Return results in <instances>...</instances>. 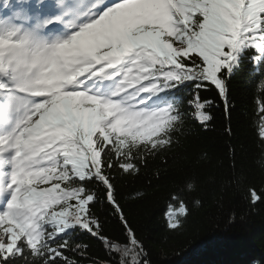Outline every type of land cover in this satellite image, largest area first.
I'll use <instances>...</instances> for the list:
<instances>
[{
	"label": "snow or ice",
	"instance_id": "snow-or-ice-1",
	"mask_svg": "<svg viewBox=\"0 0 264 264\" xmlns=\"http://www.w3.org/2000/svg\"><path fill=\"white\" fill-rule=\"evenodd\" d=\"M245 61L262 77L264 144V0H0V264H81L89 246L75 233L106 250L90 264H150L115 180L166 164L190 117L207 130L214 101L201 92L230 113L228 83ZM193 191L170 194L169 229ZM101 194L122 240L93 211Z\"/></svg>",
	"mask_w": 264,
	"mask_h": 264
},
{
	"label": "trees",
	"instance_id": "trees-1",
	"mask_svg": "<svg viewBox=\"0 0 264 264\" xmlns=\"http://www.w3.org/2000/svg\"><path fill=\"white\" fill-rule=\"evenodd\" d=\"M261 79L245 61L228 83L230 113L214 90L201 92L214 101L207 130L190 117L174 136L178 142L164 154L166 164L156 157L138 175L117 176V200L150 264H264V200L253 205L247 195L249 187L264 190V144L256 123ZM187 182L194 185L185 195L189 214L181 228L169 229L170 194ZM93 211L106 236L123 239L122 224L102 194ZM72 239L89 246L81 264L106 258L98 239L85 233Z\"/></svg>",
	"mask_w": 264,
	"mask_h": 264
}]
</instances>
